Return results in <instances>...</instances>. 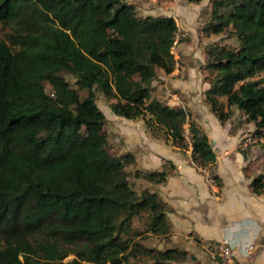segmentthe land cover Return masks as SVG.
I'll list each match as a JSON object with an SVG mask.
<instances>
[{
  "label": "trees",
  "instance_id": "trees-1",
  "mask_svg": "<svg viewBox=\"0 0 264 264\" xmlns=\"http://www.w3.org/2000/svg\"><path fill=\"white\" fill-rule=\"evenodd\" d=\"M211 4L201 29L226 28L237 45L206 44L205 66L214 72L203 97L220 122L228 113L217 98L223 94L255 133L264 132V0ZM0 22L8 27L0 36V264H145L138 252L149 255L146 264H172L191 256L133 239L134 216L153 232L169 231L165 202L155 190L132 187L131 151H108L94 94L112 98L116 114H146L153 137L181 149L189 142L192 162L211 166L214 151L187 108L149 97L155 67L173 66L174 19L139 15L127 0H0ZM166 172L133 168L132 175L161 181ZM211 177L218 186V174ZM249 185L263 189L264 173ZM69 249L75 255L64 260Z\"/></svg>",
  "mask_w": 264,
  "mask_h": 264
},
{
  "label": "crops",
  "instance_id": "crops-1",
  "mask_svg": "<svg viewBox=\"0 0 264 264\" xmlns=\"http://www.w3.org/2000/svg\"><path fill=\"white\" fill-rule=\"evenodd\" d=\"M175 69L162 70L157 75L164 87L173 89L165 93L164 102L187 108L205 132L215 158L211 166L195 165L190 158L189 142L181 149L168 139L142 132L136 136L142 139L138 140L140 147L133 143L129 146L132 150L125 149L133 153L134 168H164L167 172L161 181L136 178L146 180L144 186L155 190L165 202L169 237L189 236L192 254L201 258L202 264H220L216 260L206 261L203 251L205 245L210 250L219 240L231 245L234 264H264V188L259 192L250 189L249 181L255 174L250 173L253 167L247 165L248 157L235 147L237 133L230 132L225 127V119L220 122L203 100L202 91L209 85L208 79L200 73L195 77L193 68L188 67L185 72ZM178 96H181L180 104L174 99ZM135 150L139 152L138 157ZM212 172L220 178L218 186L211 177ZM247 243L250 247L245 255L243 247Z\"/></svg>",
  "mask_w": 264,
  "mask_h": 264
},
{
  "label": "rangeland",
  "instance_id": "rangeland-1",
  "mask_svg": "<svg viewBox=\"0 0 264 264\" xmlns=\"http://www.w3.org/2000/svg\"><path fill=\"white\" fill-rule=\"evenodd\" d=\"M127 1H130L134 4L136 13L139 15L147 13L170 15L174 19L177 27L173 34V40L170 47L173 56V66L171 70H174V68L176 67V72H179V70L185 72V69H187L188 67L193 68L195 77L199 73L201 75L204 74L203 77L207 78L209 81L214 72V69L205 66L206 53L204 51V48L206 44L214 41L231 46L237 45L236 37L226 28L216 33L209 31L205 32L201 29L202 24L210 17L212 11L211 0H198L196 2L188 0ZM217 9L222 10L224 8L219 6L217 7ZM6 31H8V27L0 22V36L5 38ZM60 72L63 74L70 85L76 87L79 95H83L85 93L84 88L77 87L76 83H74V77L69 72L65 70H61ZM262 72V69H260L247 78L259 77L261 76ZM160 73H162V69L159 67H155V76L150 81L151 89L149 92V97L155 96L164 101L166 100L165 93L171 92L173 89L171 87L163 86L160 78L157 77V75ZM43 86L45 91L51 92V87L48 82L44 81ZM94 94L95 101L104 114L105 120L102 127L106 134V147L110 153L124 152L126 151L125 149L127 147V149L132 150V148H130L129 146H131L133 143L140 147V144L138 142L140 137L136 136H139V134L142 132L147 136L151 135L150 130L146 126L144 120V116H146V114L134 118H128L116 114L110 109L108 105L109 101L112 100V98L104 96L95 88ZM180 97L178 96V99L174 98L178 101L179 104L181 102ZM202 98L203 100H205L204 97ZM217 98L221 103L222 108L228 111L224 123L225 127L229 129L230 132L237 133L235 147L240 151L242 150L241 152L244 154V156L248 157L246 162L247 165L249 167H253L250 172L251 175L261 172L262 169H264V132L261 130L259 133H255L253 121L245 118L241 110L238 109L234 104L227 106L225 104V96L223 94L218 95ZM189 118L193 119L191 115H189ZM186 124L187 122L185 121L183 123V126L185 128ZM132 127H134V129ZM123 130H127V133L125 131L123 132ZM133 134H135V136L131 137ZM245 134H250V136L252 137V141L249 142L246 146L240 147L238 145V141ZM135 153H137L136 157H138L139 152L135 150ZM134 162L131 165L127 164L126 168L129 170L128 178L131 182L132 187H134L135 189H139L140 187L144 186L147 181L144 179L136 178L137 176L132 175V170L135 166ZM132 224V229L135 230L133 239L144 245L152 246L154 248H162L164 246L175 245L178 247H185L187 252L191 254L193 253V249L192 247H190L191 240L188 239L190 238L189 236L185 237L182 234L181 237H178L177 235L169 237V231L163 234L159 232H153L148 229L147 225L144 222V218H142L141 216H134ZM183 237L185 239H182ZM203 251H205L206 254V261H220L218 257L211 255L209 247H207V245L203 247ZM74 255V250L69 249L66 255H64L62 258L66 260L70 259ZM137 255L143 260L145 264L149 261L148 254L138 252ZM201 260V258H197L196 254H192L191 256H187L184 259L172 260L171 262L172 264H202ZM205 264L212 263L207 262ZM220 264L222 263L220 262Z\"/></svg>",
  "mask_w": 264,
  "mask_h": 264
},
{
  "label": "built area",
  "instance_id": "built-area-1",
  "mask_svg": "<svg viewBox=\"0 0 264 264\" xmlns=\"http://www.w3.org/2000/svg\"><path fill=\"white\" fill-rule=\"evenodd\" d=\"M252 141V137L250 134H245L242 136L238 145L240 147L246 146L249 142ZM248 247H250V243H247L243 247V253L248 254ZM210 253L212 256L218 257L222 264H234V257L231 250V245L226 243L225 241L219 240L211 245Z\"/></svg>",
  "mask_w": 264,
  "mask_h": 264
}]
</instances>
